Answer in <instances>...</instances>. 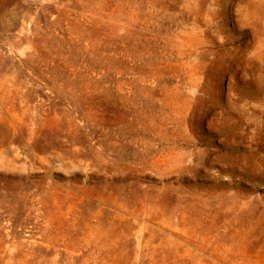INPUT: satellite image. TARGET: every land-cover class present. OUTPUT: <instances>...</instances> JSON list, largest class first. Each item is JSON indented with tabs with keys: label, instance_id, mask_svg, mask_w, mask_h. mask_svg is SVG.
I'll list each match as a JSON object with an SVG mask.
<instances>
[{
	"label": "rangeland",
	"instance_id": "rangeland-1",
	"mask_svg": "<svg viewBox=\"0 0 264 264\" xmlns=\"http://www.w3.org/2000/svg\"><path fill=\"white\" fill-rule=\"evenodd\" d=\"M0 264H264V0H0Z\"/></svg>",
	"mask_w": 264,
	"mask_h": 264
}]
</instances>
